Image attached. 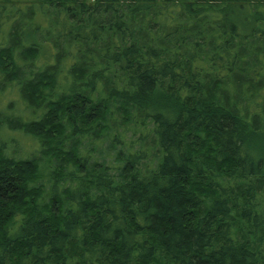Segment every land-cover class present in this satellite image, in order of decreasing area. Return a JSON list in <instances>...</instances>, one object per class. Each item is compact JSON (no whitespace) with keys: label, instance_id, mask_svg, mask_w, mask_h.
<instances>
[{"label":"trees","instance_id":"trees-1","mask_svg":"<svg viewBox=\"0 0 264 264\" xmlns=\"http://www.w3.org/2000/svg\"><path fill=\"white\" fill-rule=\"evenodd\" d=\"M19 2L0 264H264V0Z\"/></svg>","mask_w":264,"mask_h":264},{"label":"rangeland","instance_id":"rangeland-1","mask_svg":"<svg viewBox=\"0 0 264 264\" xmlns=\"http://www.w3.org/2000/svg\"><path fill=\"white\" fill-rule=\"evenodd\" d=\"M18 1H20L19 2L20 3L19 6L24 7V5L25 4H28V2L30 0H18ZM39 20H41L40 17L36 20V22H38ZM6 31H7V27H5V29H4L5 34H6ZM0 39H1V35H0ZM1 41H2V39L0 40V42ZM42 51L43 52H47L48 51V46L47 47H44L42 49ZM39 58H41V57H39ZM35 62H36V64H39L40 63V59H37ZM10 90H12V92ZM16 91H17V88L15 86H11V87H8V88L3 89L0 92V98H1L0 99V105L2 103H5V101H7L6 99H9L10 97L14 101H16L17 100V97L15 95ZM18 106H20V105H18ZM15 109H16V107H15ZM17 110L19 111L20 114L23 113V109L22 108H18ZM14 112H16V111H14ZM1 113L2 112L0 110V114ZM24 115L25 116H23V118H29L30 117V116L26 115V113H24ZM9 141H11L12 143H15L16 142V145H19V146L18 147H16V146H10V142ZM31 143H33L32 137L31 136H26V135L22 134L21 131L20 130H17V129H14L13 130V129L6 128L4 130V132L0 133V145L5 144L7 146V147L5 146L6 147L5 149L8 150L9 155H12L14 153V154H16L15 156L22 157L21 154L23 153V151L28 152V149L31 148V145H32Z\"/></svg>","mask_w":264,"mask_h":264}]
</instances>
